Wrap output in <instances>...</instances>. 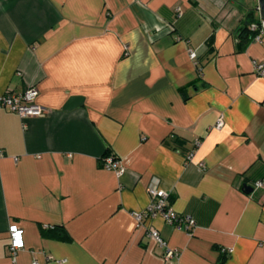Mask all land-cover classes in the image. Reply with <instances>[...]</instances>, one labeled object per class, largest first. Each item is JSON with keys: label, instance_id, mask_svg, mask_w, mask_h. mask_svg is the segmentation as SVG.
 I'll return each mask as SVG.
<instances>
[{"label": "crops", "instance_id": "0c3cea01", "mask_svg": "<svg viewBox=\"0 0 264 264\" xmlns=\"http://www.w3.org/2000/svg\"><path fill=\"white\" fill-rule=\"evenodd\" d=\"M251 10L258 0H0V97L36 87L47 111L0 108V264H264V37L240 50L237 35ZM153 183L191 232L138 226ZM54 227L70 240L45 236Z\"/></svg>", "mask_w": 264, "mask_h": 264}, {"label": "built area", "instance_id": "2783aa9c", "mask_svg": "<svg viewBox=\"0 0 264 264\" xmlns=\"http://www.w3.org/2000/svg\"><path fill=\"white\" fill-rule=\"evenodd\" d=\"M178 11H180V9H178ZM250 30L257 33L254 41H261V39L264 37V21L260 20V24H252L250 26ZM190 55L193 60L197 59V53L195 51H191ZM255 72L260 77H264V64H255ZM38 96L39 92L36 87H31L20 94L6 93L0 97V108L8 109L12 113L17 114L22 120L45 117L47 115V111L41 105H39ZM223 125V120L220 119L216 125V128L221 129ZM2 156L3 154L0 151V157ZM103 167L105 170L115 171L118 176H121L125 171L120 161L113 157L107 158L103 162ZM253 188H264V182L255 183ZM148 193L151 198V203L146 211L132 214L139 227L144 226V223L147 219L160 217L172 227L191 232V230L196 225L195 221L190 217L177 215L173 211L169 204L170 194L161 188L160 184L153 183L148 188ZM149 236L157 243L159 247L164 249L162 258L165 262L179 258L180 251L177 249L168 248L166 242L161 238L157 230L150 231ZM9 240L10 243L8 249L10 257L14 260L17 254L24 250L23 231L16 225L10 226ZM33 264L37 263L34 262Z\"/></svg>", "mask_w": 264, "mask_h": 264}, {"label": "trees", "instance_id": "16d2710c", "mask_svg": "<svg viewBox=\"0 0 264 264\" xmlns=\"http://www.w3.org/2000/svg\"><path fill=\"white\" fill-rule=\"evenodd\" d=\"M252 24H260V19L256 18L254 13H252V10L247 16V21L243 26L238 30V38H239V49L242 50L244 47H246L249 43L254 41L255 36L257 35L256 32H253L250 30V26ZM181 88L180 91L183 92L185 89ZM185 99H187L186 96H184ZM257 183V182H256ZM45 236L49 238H55L60 241H69L70 238L65 230L60 228H48L44 230Z\"/></svg>", "mask_w": 264, "mask_h": 264}, {"label": "water", "instance_id": "95a60500", "mask_svg": "<svg viewBox=\"0 0 264 264\" xmlns=\"http://www.w3.org/2000/svg\"><path fill=\"white\" fill-rule=\"evenodd\" d=\"M258 13L260 20L264 21V0H258ZM243 188L244 192L248 195L254 191V189L248 185H245Z\"/></svg>", "mask_w": 264, "mask_h": 264}]
</instances>
